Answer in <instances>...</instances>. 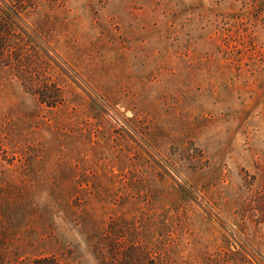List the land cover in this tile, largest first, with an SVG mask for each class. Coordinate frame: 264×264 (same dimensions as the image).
<instances>
[{
    "label": "rangeland",
    "instance_id": "374dc122",
    "mask_svg": "<svg viewBox=\"0 0 264 264\" xmlns=\"http://www.w3.org/2000/svg\"><path fill=\"white\" fill-rule=\"evenodd\" d=\"M20 16L29 56L0 62V181L33 194L18 253L264 264V0H28Z\"/></svg>",
    "mask_w": 264,
    "mask_h": 264
},
{
    "label": "trees",
    "instance_id": "16d2710c",
    "mask_svg": "<svg viewBox=\"0 0 264 264\" xmlns=\"http://www.w3.org/2000/svg\"><path fill=\"white\" fill-rule=\"evenodd\" d=\"M25 2L28 0H0L1 63L10 60L12 56H17L15 58L17 61L29 56V45L33 39L31 34L20 25L22 23L27 27L20 16ZM17 29L20 32H17ZM48 80L49 76L46 73H23L22 76L25 87L32 91L31 93L39 94V99L50 106L58 103L60 95L52 91L54 84ZM0 151L5 153V150L1 148ZM32 209L34 208L31 192L17 185L0 181V264H65L53 254L29 256L18 253L21 247V233L28 224L26 219Z\"/></svg>",
    "mask_w": 264,
    "mask_h": 264
}]
</instances>
